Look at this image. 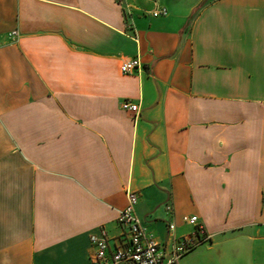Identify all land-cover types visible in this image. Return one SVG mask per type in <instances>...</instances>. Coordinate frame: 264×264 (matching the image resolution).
Returning a JSON list of instances; mask_svg holds the SVG:
<instances>
[{"label":"crops","instance_id":"1","mask_svg":"<svg viewBox=\"0 0 264 264\" xmlns=\"http://www.w3.org/2000/svg\"><path fill=\"white\" fill-rule=\"evenodd\" d=\"M128 190L166 254L199 218L180 264H264V0H0V264L115 251Z\"/></svg>","mask_w":264,"mask_h":264},{"label":"built area","instance_id":"2","mask_svg":"<svg viewBox=\"0 0 264 264\" xmlns=\"http://www.w3.org/2000/svg\"><path fill=\"white\" fill-rule=\"evenodd\" d=\"M166 9H159L153 16H167ZM16 37L17 33H12ZM141 61L139 58L124 62L121 71L126 74L133 73L139 69ZM123 111L138 115L140 105L125 101L122 104ZM138 195L136 192L127 191V204L120 212L118 223L125 229V239L115 251L110 252V238L106 229L102 228L98 234L91 235V263L92 264H180V261L197 249L199 246L209 242L211 237L199 222L197 216H184L183 221L195 228L192 235L177 239L169 254L161 248L149 235L147 228L142 224L138 214ZM169 231H175V225H169Z\"/></svg>","mask_w":264,"mask_h":264}]
</instances>
